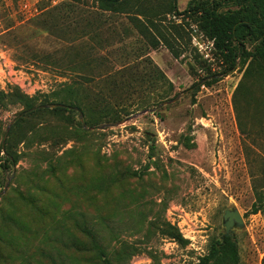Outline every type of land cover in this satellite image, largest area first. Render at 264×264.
Instances as JSON below:
<instances>
[{
  "label": "rangeland",
  "instance_id": "374dc122",
  "mask_svg": "<svg viewBox=\"0 0 264 264\" xmlns=\"http://www.w3.org/2000/svg\"><path fill=\"white\" fill-rule=\"evenodd\" d=\"M189 1L174 0L177 11ZM171 3L125 0L109 12L93 0H0V148L21 119L5 139L16 157L7 170L0 149V264H198L224 235L226 210L243 219L231 229L240 263L264 264L261 63L223 72ZM144 57L172 89L159 79L134 94H96L82 81ZM208 74L215 81L202 85ZM78 80L86 128L77 113L29 111ZM101 95L133 113L88 130ZM138 99L153 112L133 117Z\"/></svg>",
  "mask_w": 264,
  "mask_h": 264
},
{
  "label": "trees",
  "instance_id": "16d2710c",
  "mask_svg": "<svg viewBox=\"0 0 264 264\" xmlns=\"http://www.w3.org/2000/svg\"><path fill=\"white\" fill-rule=\"evenodd\" d=\"M93 1L109 12H118L125 2V0ZM170 9L174 16H181L184 20L193 21L197 33L201 34L206 41L212 43V48L225 64L226 68L223 72L234 71L237 68V63H243L247 59L258 60L264 72V0H190L182 12L177 11L174 0H172ZM194 49L197 51L196 48ZM175 56L178 55L175 54ZM193 70V66L189 65V71L193 72ZM216 76L217 74H208L200 78V83L208 86L215 81ZM159 79L166 81L170 89L173 88L172 83L167 80L158 67L148 57H144L132 64L119 66L111 74L106 73L94 80L88 79L86 81V79H82V81L85 83L91 82L90 87L98 90L96 94L102 93L106 86H109L107 89L111 91L134 94L143 90L146 84ZM82 85L81 80L63 84L58 91L52 94L51 100L45 98L39 106L60 105L51 111L70 113H77L74 110L76 108L85 116V105L78 101L76 97L77 92L82 89ZM123 101L122 98H115L112 102L107 103L101 95V98L96 100L99 103L101 116L97 120L89 118V126L115 124L123 117L131 115L133 111L129 112L119 106V103ZM137 101L134 112H141L155 104L164 102L163 99L155 104L143 99ZM38 109L40 108H37L36 111ZM20 120L17 119L12 125H16ZM86 124L87 122L85 126ZM0 149L3 151L1 167L7 170V168L15 165L16 157L5 148V145L3 147L1 145ZM257 202H260L258 196ZM257 202L252 205V214L259 212ZM198 264H241L233 238L223 236L221 240L213 242L208 253L200 259Z\"/></svg>",
  "mask_w": 264,
  "mask_h": 264
},
{
  "label": "water",
  "instance_id": "95a60500",
  "mask_svg": "<svg viewBox=\"0 0 264 264\" xmlns=\"http://www.w3.org/2000/svg\"><path fill=\"white\" fill-rule=\"evenodd\" d=\"M179 97H180V95H177L174 99H171V100H169V101L162 102V103H160L156 108H159V107L164 106V105H167V104H171V103L175 102L177 99H179ZM58 106H60V105L52 104V105L38 106V107H33V108H31L29 111H34V110H36L37 108H50V109H53V108L58 107ZM74 110L78 113L79 121H80V123H81L82 128H83V129L86 128L85 123H84V120H83V115H82V113H81L78 109H76V108H75ZM153 110H154V109H145V110H143V111L137 113V114H136L135 116H133V117L139 116V115L144 114V113H147V112H153ZM23 114H24V113H22L20 116H22ZM20 116H18L17 118H19ZM133 117H130V119L133 118ZM15 120H16V119H15ZM15 120H13L12 123H13ZM126 120H129V119H126ZM124 121H125V120L120 121V122L115 123V124H111V125H101V126H97V127H92V128H88V130H94V129H96V130H103L106 126H117V125L123 123ZM12 123H11V124H12ZM11 124L8 125V127L6 128L5 133H4V135H3V139H2V147L4 146L5 139H6V137H7V134H8V131H9V128H10ZM7 185H8V181H7V183L5 184L4 190L7 188ZM223 220H224L223 225H224V227H225V233H224L223 236H230V237H232V236H231V235H232V231H231L232 227H233L234 225H240V224H242V222H243V219H242L241 215H240L239 212L236 211V210H232V211H230V210H226V211L224 212V215H223ZM223 236H222V237H223Z\"/></svg>",
  "mask_w": 264,
  "mask_h": 264
},
{
  "label": "built area",
  "instance_id": "2783aa9c",
  "mask_svg": "<svg viewBox=\"0 0 264 264\" xmlns=\"http://www.w3.org/2000/svg\"><path fill=\"white\" fill-rule=\"evenodd\" d=\"M197 32V31H196ZM199 34V33H198ZM201 36V39L203 40L202 38V35L199 34ZM205 42H200V40H195V42L193 43V47L197 49V51L201 54V49L203 48L202 47V44H204ZM208 45H210L212 47V43L211 42H207ZM212 49V48H211Z\"/></svg>",
  "mask_w": 264,
  "mask_h": 264
}]
</instances>
